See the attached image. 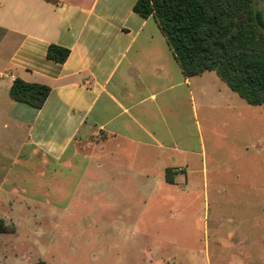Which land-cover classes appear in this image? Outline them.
<instances>
[{
    "label": "crops",
    "instance_id": "obj_1",
    "mask_svg": "<svg viewBox=\"0 0 264 264\" xmlns=\"http://www.w3.org/2000/svg\"><path fill=\"white\" fill-rule=\"evenodd\" d=\"M135 1L0 0V217L89 192L134 218L201 183L207 198V128L239 132L240 102L213 71L184 76ZM50 44L69 50L64 62L46 58ZM16 78L50 88L39 108L9 96Z\"/></svg>",
    "mask_w": 264,
    "mask_h": 264
},
{
    "label": "rangeland",
    "instance_id": "obj_2",
    "mask_svg": "<svg viewBox=\"0 0 264 264\" xmlns=\"http://www.w3.org/2000/svg\"><path fill=\"white\" fill-rule=\"evenodd\" d=\"M253 3L264 23V0ZM194 91L198 101L196 84ZM232 94L239 132L214 123L197 162L199 178L206 168L207 198L201 183L176 200L148 201L137 218L114 216L103 192L77 194L65 210L34 208L25 217L20 208L21 216L0 217L8 227L0 264H264V104ZM43 160L33 152L34 164Z\"/></svg>",
    "mask_w": 264,
    "mask_h": 264
},
{
    "label": "trees",
    "instance_id": "obj_3",
    "mask_svg": "<svg viewBox=\"0 0 264 264\" xmlns=\"http://www.w3.org/2000/svg\"><path fill=\"white\" fill-rule=\"evenodd\" d=\"M133 9L154 19L184 76L213 71L248 105L264 104V23L253 0H136ZM68 54L54 44L46 50V58L57 63ZM49 91L16 78L9 96L39 108ZM170 174L167 169L168 182ZM5 231L0 221V233Z\"/></svg>",
    "mask_w": 264,
    "mask_h": 264
},
{
    "label": "built area",
    "instance_id": "obj_4",
    "mask_svg": "<svg viewBox=\"0 0 264 264\" xmlns=\"http://www.w3.org/2000/svg\"><path fill=\"white\" fill-rule=\"evenodd\" d=\"M178 170H180V169H178Z\"/></svg>",
    "mask_w": 264,
    "mask_h": 264
}]
</instances>
